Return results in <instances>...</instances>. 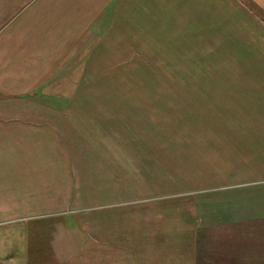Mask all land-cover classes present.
I'll return each mask as SVG.
<instances>
[{"label":"crops","instance_id":"1","mask_svg":"<svg viewBox=\"0 0 264 264\" xmlns=\"http://www.w3.org/2000/svg\"><path fill=\"white\" fill-rule=\"evenodd\" d=\"M13 2L23 11L3 33L0 73L29 96L4 121L0 178L49 179L46 195L67 181L81 195L69 201L98 203L99 225L97 242L76 241L82 230L55 195L46 212L23 204L14 215L35 225V240L24 252L3 243L0 264H264V217L250 197L200 198L197 224L177 203L264 186V0ZM84 33L96 42L58 85V64ZM188 73L210 77L169 76Z\"/></svg>","mask_w":264,"mask_h":264},{"label":"rangeland","instance_id":"2","mask_svg":"<svg viewBox=\"0 0 264 264\" xmlns=\"http://www.w3.org/2000/svg\"><path fill=\"white\" fill-rule=\"evenodd\" d=\"M0 3H4L6 6V9L0 10V53L2 55L4 54V47L1 46V43L3 41V33L10 26L9 22L14 18L16 19L17 14L19 15L23 10L19 11L18 9L19 6H16V8H14L12 6V3H14L13 0H6V1L0 0ZM95 42L96 40L94 39H90V38L88 39V36L85 33L84 35L80 36V39H78L77 43L74 45L72 50L69 51L68 54L64 56L58 64L57 70L59 72V68H60V72L57 73V75H54L58 79L57 80L58 85H61V83L66 78H68L69 76L73 75L78 71V69L83 65L88 49H90ZM8 60H9L8 57L0 56V71L3 68L7 67ZM14 60L17 63L16 65H18L20 59L15 58ZM12 76L16 79L20 77L19 74H12ZM169 76L172 80L179 79V80H192V81L200 80V76L204 78V80L207 76L210 77V75H208L207 73H201V74L188 73L183 75L171 74ZM162 80H163L162 75H160V78L157 79V81L161 82ZM141 92L144 94L146 91L139 90L136 96H139ZM96 93L97 91H95V95ZM27 96L29 95L28 93H26V91L21 92L17 90L16 92H12L11 90H9L8 84L5 81H3V75L0 73V146L4 145V141L2 142V136H1V133L3 132V124L5 123L4 121H6L7 122L6 124L8 125V120H9L8 116L18 115L20 114V109H24L23 106L14 103L15 100L13 99H18L20 97H27ZM153 96H159V95H157V92L155 91ZM48 132L51 131L48 130ZM40 146L46 148L48 147V143L43 142V144ZM24 148L33 149L28 142H26V146ZM38 152H39L38 154L39 156H41L43 153L40 152L39 149ZM22 172L23 175H25V179L27 182L32 181V176L42 180V177L36 176L35 175L36 173L33 171L23 170ZM50 182L51 181L48 179L46 180L45 183L43 182L44 184L40 182V185L38 184L16 185L9 182L6 183L3 179L0 178V224L5 222L4 224L0 225V248H2L3 243H8L9 245V246L3 245V248H5L4 252H7L8 248L10 249V251H18L19 249H21L22 252H24L26 251L27 247L34 242L35 234L31 229L35 225L32 226L31 228L29 227L25 228L23 222H19V223L17 222L20 218L16 217L14 214L23 209V204L26 205V210H30V209L32 210L36 206L37 209L42 208V210L46 212L48 210L47 205L51 203L50 201L51 198L49 199L51 195H55L54 201L56 202L55 206L57 209L60 210L62 209L61 212L67 211L66 213H70V214H65L64 216H69V217L75 216L73 224H76L77 228H80L82 230L81 233L75 234L76 241L79 240L82 241L83 239H88V238H89L88 242L90 239L92 243L98 241V225H99L98 223L99 209L97 208L99 207L98 203L89 200L80 201L79 203H73L69 201V198H77L80 197L81 195H79L80 192H76L74 194L72 192L68 193L66 189L68 188V186H71L72 189L73 185H68L67 181H65V183L63 181L60 183L56 181V184L53 187L54 189L53 192L46 195L45 190L47 188L48 189L50 188L51 186ZM59 190H61V192H59ZM205 194L206 195L203 196H195V197L189 196L187 198H184L185 202L182 201V199H180V202L179 200H177V203H184L183 209H186L188 213L192 211L196 212L195 215L191 213V216H193V221L195 224H197L198 216L200 218L201 213L205 215V213H207L208 210L203 207L204 204L202 203V201H200V198L204 197V198H209L210 200L212 198L211 196L244 195L245 197H250L251 200L250 205L255 206L252 207L251 214L252 215L261 214L264 217V205L261 207V202H260L264 198H262L260 201L258 199L260 197H264V186L256 185V187L253 186L241 190L225 191V192L219 191V192L205 193ZM21 196H23V199L25 200L24 202L20 201V199H22ZM89 197H92V194L90 193V190H87V192L84 195V198L86 199ZM196 199H197V205L195 206ZM212 199H216V198H212ZM257 205L258 208H256ZM71 206H73L75 210L72 209ZM219 209H223V208H219ZM48 214H50V212L46 213V215ZM64 216L60 215L56 219H61ZM47 219L49 220L50 218H46L45 221H48ZM217 219L221 220L223 218L219 217ZM204 220H207V218H204ZM263 224H264V220H263ZM24 228L26 229V232ZM60 240L61 241L67 240L66 236L60 235V239L56 237V243H59Z\"/></svg>","mask_w":264,"mask_h":264}]
</instances>
